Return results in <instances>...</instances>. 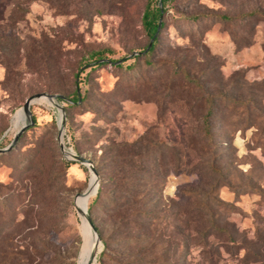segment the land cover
Masks as SVG:
<instances>
[{"label": "rangeland", "instance_id": "1", "mask_svg": "<svg viewBox=\"0 0 264 264\" xmlns=\"http://www.w3.org/2000/svg\"><path fill=\"white\" fill-rule=\"evenodd\" d=\"M147 1L51 0L19 9L0 0V149L25 123L18 115L29 97L57 95L66 113L65 145L99 169L101 192L88 199L87 209L101 239L95 262L101 264L103 240L112 244V258L130 254L110 206L115 188L110 150L145 135L152 141L150 152L138 146L142 154L123 165L135 180L127 186L142 198L129 197V206L149 216L157 212L171 262L183 254L184 264H235L237 249L222 247L225 240L218 236L210 239L208 255L191 248L188 234L183 250L176 249L174 213L187 203L189 191L203 194L218 184L214 193L235 209L219 211L217 224L236 232L238 242L249 241L257 228L264 236V0H168L151 64L132 59L151 43L141 23ZM33 44L37 53L26 61L23 55ZM101 49L136 67L126 72L87 66L89 54ZM78 88L86 101L72 106ZM208 96L212 137L201 126ZM231 100H250L249 110ZM30 111L33 124L12 152L0 155V183L27 184L43 176L53 194L34 208L42 218L32 227L20 223L24 214L17 203L4 202V194L0 208L12 207L0 219V240L25 238L21 248L34 251L33 264H77L87 238L76 198L93 175L78 162L68 169L53 165L64 159L55 105L39 100ZM38 143L42 164L31 155ZM118 196L117 203L125 204ZM125 232L128 240L135 235Z\"/></svg>", "mask_w": 264, "mask_h": 264}, {"label": "trees", "instance_id": "2", "mask_svg": "<svg viewBox=\"0 0 264 264\" xmlns=\"http://www.w3.org/2000/svg\"><path fill=\"white\" fill-rule=\"evenodd\" d=\"M37 1L50 3L51 0H9L13 8L19 9L22 4L30 5ZM167 2L168 0L147 1L141 18V23L143 30L151 43L141 52H137L132 57V59L137 60L143 58L146 64L152 63L151 57L157 46L160 31L164 27L163 15L168 11L166 7ZM255 13L257 12H253L252 15ZM245 16L247 15H244L243 17ZM222 18L224 20L231 19V17L228 16H222ZM36 48H39V46H36L35 44L28 47L26 53L23 55L26 61L29 59V55L33 56L37 53ZM108 53L109 52L104 49L90 53L86 58V63L89 64L86 65L90 66V63H93L95 68L110 65L111 67L117 69H124L126 72L132 71L136 67V64H134L135 62L126 64V60L113 59L107 56ZM69 101L72 103V106H80L84 104L86 97L81 94L78 88L70 97ZM231 101H233L234 104L238 105L239 107H242L245 112L249 110L250 100ZM206 102L208 104V108L202 115L201 126L203 129V135L212 137L211 122L213 111L211 106L213 99L209 98L208 96ZM262 115L263 112L260 110L259 117H262ZM22 136L19 138L17 144L10 151L4 154L12 152L20 142ZM151 145L152 141L148 140L144 135L132 144L124 143L121 146H116L110 150V153H113V161H110L109 165L113 166V170L111 171H114V176H112L111 181L115 185L113 190L114 196L111 198L110 206H113L114 212H117L114 216L117 220H119V222H121V225L118 226L116 232H119L122 236V246H130L128 248L130 254H126L124 257L122 256L118 259L112 258L110 251L112 244L108 240H103L104 249L101 254V264L185 263L183 254L181 255V258H177L176 260H173V262H171L167 257L166 251L169 249V245L163 243L162 241L164 232L159 230L160 224L157 222V212L155 215L149 216L150 214L144 212L145 210L133 209L129 206V197H134L133 202H138L142 200V198L140 195L136 197L133 196L131 186H127L129 183H133L135 180L127 175L126 167L123 165L132 163V160L136 157V155L142 154L140 151L136 152V149L139 150L138 146H140L141 150L145 149L146 152H150L149 150ZM124 151H126L130 157L126 155L124 156ZM31 155H33L35 162L38 164H42V162L45 160V155L42 153L41 145L39 143L31 149ZM74 164H76V162H69L61 158V162L54 163L53 165L55 167H59L60 169H68ZM97 171L99 172L98 168ZM151 182L153 183L154 180L152 179ZM218 187V184H216L211 187L209 191H206L203 194L195 192V194H192V196L191 192L189 191L187 203L184 206L177 207L178 211L174 214L177 217V221L179 223L178 235L180 240L176 243V249L183 250L187 242L185 234H188L191 248L194 249V251H198L202 255H208L210 239L214 236H218L225 240V244L222 247L230 244L233 248L237 249V252L232 254L234 256L235 264H264V236L259 233V228H257L256 233L249 241L238 242L235 238L236 232L233 234V232L227 227H222L217 224L219 211L233 212L235 209L234 205L222 201L219 199L217 194L214 193V189ZM100 192L101 188L99 187L98 194ZM4 194V202L6 200L7 202L12 201V203H17L19 205L17 208L19 211L18 213L24 214L25 218H23L20 223L22 225L24 224L25 227H32L42 218V216L39 214V211L37 213H33L34 208L41 205L43 201L45 202L48 200V198L53 194V186H51L50 182L47 180V177L42 176L41 179L32 177L30 179L28 178L27 184L22 183L20 185H4L0 183V199L3 198ZM118 195L121 196L120 199H124L125 204L117 203V199L119 198ZM27 197H29V200ZM11 207L12 206L10 205H6L5 208H0V219L9 215ZM142 217L145 218V220H141ZM125 230L132 231L133 234H135L132 236L131 240H128V238L125 237L128 235ZM262 230L264 232V227ZM165 237L169 236L166 235ZM179 237H177V239ZM24 239L17 241L12 240V242L0 240V264H33L34 258L36 257L34 256V251L31 253L22 251L21 242ZM27 248H29V245H27ZM160 249L163 252L162 254L159 253Z\"/></svg>", "mask_w": 264, "mask_h": 264}, {"label": "water", "instance_id": "3", "mask_svg": "<svg viewBox=\"0 0 264 264\" xmlns=\"http://www.w3.org/2000/svg\"><path fill=\"white\" fill-rule=\"evenodd\" d=\"M56 98H57V95H52V94H48V93H38V94L32 95L31 97H29L26 100L25 104L22 107V110H23V112L26 115V121L18 129V131L16 132V134L14 136V139L12 140L10 145L8 147H6V148L0 149V155L10 151L17 144V142H18L19 138L22 136V134L29 128L30 125L33 124V120H32V117H31V111H30L31 105L33 103L39 101V100H44L45 99L48 102H50L51 104H54L55 107L60 112V117H59V121H58V141H59L60 149L62 151L64 159L66 161H69V162H78L79 164H82V165H84V166L89 168L91 174H93L94 177H95V182H96V185H97V189H96V192H95V194H96L97 191H98V187H99L98 171H97L96 167L94 166L93 162L90 159L85 158L82 155H78L72 149L68 148L65 145L64 134H65V126H66V113H65L64 107L61 106L60 104H58L57 102H55ZM89 183H90V181H89ZM91 193H92V191L89 188V184H88V186L85 189V191L80 193V194H78L77 198L78 197H87L88 198V197H90ZM77 198H76V200H77ZM76 208H77L79 214L81 215V217H85L86 218V220L89 223L92 231L95 234V237H96L95 252H93V254H92V261H91V264H93V263L95 264L96 258H97V254H98V252L100 250L99 249L100 244H101L100 236L98 234V231H97L94 223L92 222L91 217L88 214V209L86 211H82L81 209H79L77 207V205H76Z\"/></svg>", "mask_w": 264, "mask_h": 264}, {"label": "bare ground", "instance_id": "4", "mask_svg": "<svg viewBox=\"0 0 264 264\" xmlns=\"http://www.w3.org/2000/svg\"><path fill=\"white\" fill-rule=\"evenodd\" d=\"M45 100V99H44ZM24 112H20L18 116H20L22 118V120L26 119V115ZM19 119V118H18ZM93 175V174H92ZM89 188L91 189L92 193L90 195L93 196L95 195L96 189H97V185L95 182V177L93 175L92 181L90 183ZM90 197H78L76 200V205L79 209H81L82 211H86L87 210V201ZM83 219V225H84V234L87 238L82 253L80 254V257L78 259L77 264H91L92 261V254L93 252H95V242H96V237L94 232L92 231L89 223L87 222L85 217H82Z\"/></svg>", "mask_w": 264, "mask_h": 264}]
</instances>
